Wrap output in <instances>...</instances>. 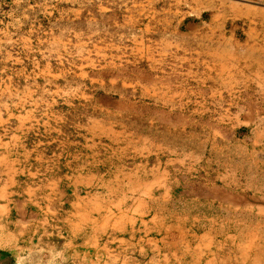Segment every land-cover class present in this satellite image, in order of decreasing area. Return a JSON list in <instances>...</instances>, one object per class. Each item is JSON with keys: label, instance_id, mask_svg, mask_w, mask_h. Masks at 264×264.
Segmentation results:
<instances>
[{"label": "crops", "instance_id": "crops-1", "mask_svg": "<svg viewBox=\"0 0 264 264\" xmlns=\"http://www.w3.org/2000/svg\"><path fill=\"white\" fill-rule=\"evenodd\" d=\"M250 11V6L244 7L238 0H0V93L6 89L13 98V91L19 89L15 88L19 87V78L30 74L29 62L37 57L47 59L43 67L49 68L52 45L57 44L65 68H77L82 76L108 77L92 79L102 90L116 86V75L131 74L132 62L136 61L145 63L147 74L161 76L162 88L166 90L163 92L174 95L181 90L210 91L219 93L214 104L220 108H264V47L250 46L249 40L244 41L239 35ZM36 45L43 46L42 54L36 52ZM180 75L192 78L194 83L201 82L203 87L195 88L194 83L193 87L180 86ZM167 76H172V80H167ZM185 82L182 80V84ZM128 83L122 82L126 87ZM232 92L252 94L248 99L223 96ZM11 107L18 108V102L4 103L0 99V255L10 253L15 260L18 252L30 248L21 241L46 236L48 240L58 239L48 245L49 251L61 248L56 252L65 255L70 264L167 262L169 254L175 255L177 249L186 253H181L183 258L207 252L203 263L210 264L217 259L215 244L216 251L225 248L219 261L228 264V258H240L232 249L241 247L249 256L250 251L254 254L253 245L261 243L264 231L256 222L264 221V206H260L261 201L264 203V110L245 122L255 123L248 135L251 148L214 147L208 156L204 153L194 161L204 160L217 167L219 181L236 191L248 190L258 201L251 200V206L243 207L236 200L237 205L231 207L227 206L228 199L214 192L209 196L205 192L202 200L201 193L194 194L189 203L196 206L181 212L196 216L186 228L172 219L175 215L167 205L175 200L158 177L150 184L144 182L143 188L149 186L150 191L145 190L144 195L133 200L124 194L121 202L120 197L108 198L98 191L80 195L83 176L79 173L84 171V165L66 162L55 169L47 165L33 167L32 172L21 169L14 157L49 156L56 152L24 147V121ZM151 168L156 173L166 172L159 160ZM41 171H64L67 176L56 173L38 177L32 185L18 181L21 172L37 177ZM85 171L91 184L94 179L99 180L93 169ZM67 178L71 181L70 195L61 190ZM153 188L164 190L154 195ZM212 208L217 209L213 212ZM148 209L153 212L146 219ZM239 235L247 236L246 241L242 242ZM206 239L209 243L201 245ZM192 262L195 264L196 260Z\"/></svg>", "mask_w": 264, "mask_h": 264}, {"label": "rangeland", "instance_id": "rangeland-1", "mask_svg": "<svg viewBox=\"0 0 264 264\" xmlns=\"http://www.w3.org/2000/svg\"><path fill=\"white\" fill-rule=\"evenodd\" d=\"M238 1L244 7L252 8L249 19L244 21L243 33L239 35L244 41L249 40L250 46L264 47L262 43L264 41V0ZM59 47L57 44L52 45L53 58L49 61L51 64L49 68L44 69L43 66L48 63V60L41 59L40 56L29 62L30 74L27 73L19 78L17 82L19 87H15L19 89L13 91V98L6 89L0 93V97L3 96L0 99L4 103L14 101L19 104L18 108L11 107L10 110L20 115L21 121H24L22 123L27 127H23L26 131V138L22 141L25 144L23 146L37 150L51 149L49 152H56V155L49 156L14 157L20 163L21 169L25 167L32 172L33 167L46 168V165L50 169H55L62 164L67 165L66 162L78 164V166L84 165V171L79 173L83 176V182L78 179L82 184L78 193L85 195L98 191L101 196L108 198L120 197L121 202H123L124 194L129 195L130 200H133L144 195L145 190L150 191L149 186L148 189L143 188L144 182L150 184L152 179L158 177L159 182L167 184V188L164 189L175 200L167 205L169 212L175 215L172 219L186 228L191 225L196 216L195 214L181 215V212L196 206L194 203H189L193 200L194 194L201 193L202 200L205 198V192L208 196L214 192L228 199L227 206L231 207L237 205L236 200L239 201L238 205L243 204V207L251 206L252 204L248 203L251 200L258 201L259 198H252L248 190L237 189L236 191L219 181L217 167L209 163L205 164L204 160L197 163L194 161L204 153L208 156L209 151L214 147L239 149L248 146L251 148L248 135L253 131L255 123L245 122L264 108L247 109L236 105L220 108L214 104L218 101L219 93L210 91L181 90L174 95L170 91L163 92L166 90L162 88L161 76L147 74L145 63L136 61L132 62L130 76L118 74L114 77L117 80L116 86L110 90H102L99 89L100 84H96L92 79L107 80L108 77L82 76L78 75L77 68L76 71L65 68V65L61 64ZM36 50L42 54L44 48L42 45H36ZM72 53L76 56L75 49ZM255 53L253 52V55ZM67 71L71 73L67 74ZM180 77V86H194L192 78L189 79L186 75H180ZM172 78V76L166 77L167 80ZM158 80L162 82L158 84ZM167 80H165L166 83ZM182 80L187 82L182 84ZM122 82H129V86H124ZM14 84H16L15 80ZM194 84H197L195 85L197 88L202 83ZM156 86H159V89ZM251 94L234 92L225 93L223 96L231 95L235 99L240 97L248 99ZM3 111L6 112L7 108ZM157 160L161 162L166 172L156 173L151 170ZM87 168L93 169L94 174L99 177V180L94 179L93 184L87 181L85 171ZM56 173L61 174L57 176H67L64 171H41L36 173L37 177L21 172L18 181L22 183L26 181L32 185V181L37 180L38 177L56 175ZM69 174L70 172L68 176ZM240 182L245 184L244 179ZM70 183L71 181L67 178L61 184V190L68 195L71 194L70 189H72ZM164 189L153 188L152 191L155 195L160 194ZM262 202L260 206H264ZM202 207L207 209V205ZM216 209L212 208L213 212ZM152 212L149 209L145 210V218H150ZM255 222L253 221V224ZM256 224L261 225L259 230L263 232L264 221H258ZM238 237L242 242H245L247 238L245 235ZM260 239L261 243L256 242L251 248L254 254L250 251L247 256L243 248L236 247L232 249V252L239 253L240 258L232 256L227 259V263L254 264L257 263L255 258L264 261V236L261 235ZM57 240L55 238L48 240L46 236H41V239L23 240L21 244H26L30 248L18 252L15 260L10 253H3L0 255V264H70V261L65 259V255L56 252L61 249L60 247L56 251H49L48 245ZM229 242L233 241L229 240ZM208 243L206 239L201 242V245ZM216 243L218 244V240ZM252 244L251 242L250 245ZM213 248L217 259L210 264H221L219 257L226 253L225 248L222 247V250L216 251V244ZM181 253H183L182 249H177L175 255L169 254L170 258L167 262L161 260L151 264H193V260H196L195 264H204V259L208 258L207 252L189 255L190 258L188 256L183 258L180 256ZM200 256L202 258L198 261Z\"/></svg>", "mask_w": 264, "mask_h": 264}, {"label": "bare ground", "instance_id": "bare-ground-1", "mask_svg": "<svg viewBox=\"0 0 264 264\" xmlns=\"http://www.w3.org/2000/svg\"><path fill=\"white\" fill-rule=\"evenodd\" d=\"M250 52H251V50H249ZM252 53V52H251ZM263 63V62H262ZM260 64V63H259ZM264 64V63H263ZM246 67V66H245ZM264 67V66H263ZM247 68V67H246ZM250 68H251V66H250ZM230 92V91H229ZM233 93V92H232ZM259 96V95H258ZM262 97V96H261ZM241 100V99H240ZM255 135V134H254ZM263 136V135H262ZM249 173V172H248ZM247 173V174H248ZM258 215V214H257ZM243 216V215H242ZM243 218V217H242ZM247 219V218H246ZM246 241V240H245ZM255 260L257 261V263H254V264H260V262L262 263V262H264V261H262V260H259V259H256L255 258ZM241 261H243V258L241 257Z\"/></svg>", "mask_w": 264, "mask_h": 264}]
</instances>
